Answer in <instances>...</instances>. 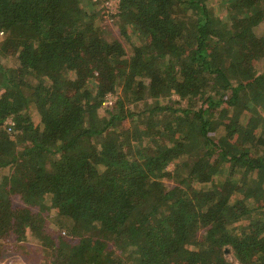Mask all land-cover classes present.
<instances>
[{
    "label": "trees",
    "instance_id": "obj_1",
    "mask_svg": "<svg viewBox=\"0 0 264 264\" xmlns=\"http://www.w3.org/2000/svg\"><path fill=\"white\" fill-rule=\"evenodd\" d=\"M105 1L0 0V254L264 264V0Z\"/></svg>",
    "mask_w": 264,
    "mask_h": 264
},
{
    "label": "rangeland",
    "instance_id": "obj_2",
    "mask_svg": "<svg viewBox=\"0 0 264 264\" xmlns=\"http://www.w3.org/2000/svg\"><path fill=\"white\" fill-rule=\"evenodd\" d=\"M103 3V0H101ZM106 5L109 6H116L117 5V0H109V1H105ZM219 3V7H220V12L221 15H225L226 14V9L223 5V3L218 2ZM114 18V17H113ZM109 22V21H108ZM109 24L111 25V28L113 30L114 35L118 36L119 35V30H118V26L114 23V19L113 21L110 19ZM243 39L245 41L246 47H248V49L250 50V52L253 53V61L256 63L258 62V65H260L261 61H260V57L261 54L259 52V39L257 37V35L255 34V30L254 29H249L247 32H245L243 34ZM4 50L6 52H8V54H12L14 53L15 50V44L13 42H9V43H5V45L3 46ZM116 98V96H114ZM262 115H264V106L262 107ZM10 123V122H8ZM10 128V126H8ZM197 125L193 122L192 126L190 127L191 133H195V131L197 130ZM11 129V128H10ZM176 160H173L171 163H169L168 165V169L170 170H174L175 169V165H176ZM174 175L172 178L167 179V181L169 182H176L177 181V174L178 172L174 171ZM187 173V172H186ZM215 181L218 180V176H216L214 178ZM192 179L190 178L188 180V182H191ZM36 192H40V186L37 185L36 187ZM29 190H32L29 188ZM259 193H261V191H259ZM261 197V196H260ZM19 195L14 197V201H20L19 199ZM58 227L53 224V225H49L47 226V230L50 234H53L56 229ZM4 241V240H3ZM6 241V240H5ZM2 249L4 250L3 255L0 254V264L3 263H9V264H49L44 251H41V249H39V237L35 236L33 231L27 230L26 232V238H24L23 240L17 242L15 241V235L11 236L10 238L7 239V241L4 243ZM105 250L107 251V253L110 255V259L112 261H116L118 254L117 252L120 251V248L115 247L113 244H108L105 245ZM227 252V257H229L234 263L235 261H237V259L235 258L231 248L229 249V251Z\"/></svg>",
    "mask_w": 264,
    "mask_h": 264
},
{
    "label": "built area",
    "instance_id": "obj_3",
    "mask_svg": "<svg viewBox=\"0 0 264 264\" xmlns=\"http://www.w3.org/2000/svg\"><path fill=\"white\" fill-rule=\"evenodd\" d=\"M113 100H111L110 102H112ZM10 123H11V121H9ZM10 128H11V126H10ZM3 264H9V263H3ZM235 264H242L240 261H235Z\"/></svg>",
    "mask_w": 264,
    "mask_h": 264
},
{
    "label": "water",
    "instance_id": "obj_4",
    "mask_svg": "<svg viewBox=\"0 0 264 264\" xmlns=\"http://www.w3.org/2000/svg\"><path fill=\"white\" fill-rule=\"evenodd\" d=\"M226 251H229V248H227Z\"/></svg>",
    "mask_w": 264,
    "mask_h": 264
}]
</instances>
